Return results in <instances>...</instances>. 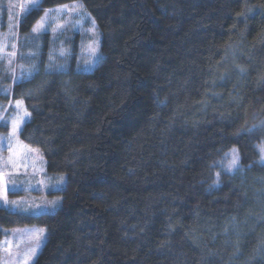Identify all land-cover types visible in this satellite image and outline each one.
Listing matches in <instances>:
<instances>
[{
	"label": "trees",
	"instance_id": "1",
	"mask_svg": "<svg viewBox=\"0 0 264 264\" xmlns=\"http://www.w3.org/2000/svg\"><path fill=\"white\" fill-rule=\"evenodd\" d=\"M71 2L96 22V67L77 70L60 36L30 40L0 108L23 100L20 139L65 176L62 199L0 207V225L46 228L33 264H264V0L41 5ZM41 12L19 20L18 42ZM233 147L239 167L219 169Z\"/></svg>",
	"mask_w": 264,
	"mask_h": 264
},
{
	"label": "rangeland",
	"instance_id": "2",
	"mask_svg": "<svg viewBox=\"0 0 264 264\" xmlns=\"http://www.w3.org/2000/svg\"><path fill=\"white\" fill-rule=\"evenodd\" d=\"M41 2L37 10L41 9L42 12L34 19L36 24L32 27L31 33L29 35L22 33L18 42L19 34L17 35L16 31L19 20L28 15L25 9L33 4V0H0V66L5 68L4 71H10L11 78L8 85L7 77L0 67L2 70H0V108L4 104L2 96H7L13 83L19 82L23 77L21 72L27 67V57L30 56L32 49L29 48L30 45L33 44L37 51L41 50L44 36H50V41H57L56 37L60 36L58 38L60 47L64 52L66 49L69 50V62L75 63L74 67L77 70L92 71L101 56L100 34L96 22L80 2L50 6L45 9H42ZM60 9L63 11H58ZM46 12H50V15L47 19H43ZM2 15H5L3 19ZM42 20L40 31L34 32L33 28ZM30 40L33 42L31 43ZM18 45L19 50L16 54ZM93 48L96 49L95 53L92 51ZM51 52L50 61H56L60 53H56L53 48ZM35 60L37 61L36 57ZM18 101L21 102L20 108L16 107ZM3 113L0 112V123L6 129L0 130V207L23 214L54 212L62 199L59 191L66 184L65 176L45 172L46 162L41 152L21 141L19 135L22 126L30 117L23 100H11ZM14 121L18 122L19 128L17 134L12 136ZM262 148L264 143L257 148L260 152V161L264 162ZM233 149L236 150L238 163L229 170L234 155ZM239 160L240 153L233 147L219 161V169L234 171L240 165ZM46 240V228L42 226L2 227L0 225V264H33Z\"/></svg>",
	"mask_w": 264,
	"mask_h": 264
},
{
	"label": "snow or ice",
	"instance_id": "3",
	"mask_svg": "<svg viewBox=\"0 0 264 264\" xmlns=\"http://www.w3.org/2000/svg\"><path fill=\"white\" fill-rule=\"evenodd\" d=\"M40 2H41V0H33V4L30 5V6H28V7L25 9V12H26V13H29V12H31V11L37 9V8L39 7ZM50 11H51V10H50ZM58 11H63V9H60V10H58ZM49 15H50V12H46V13H45V17H44L43 19H47ZM42 24H43V20H42L40 23H38V24L33 28V31H34V32H39L40 29H41V27H42ZM93 26H94V22H93ZM92 51H93V53H95L96 49L93 48ZM86 67H90V65H86ZM16 107H17V108H20V107H21V102L18 101L17 104H16ZM25 115H27L26 112H25ZM21 119H22V118H21ZM18 128H19V124H18V122L14 121L13 124H12V131H11V135H12V136H15V135L17 134V130H18ZM235 151H236V150L233 149V153H234V155H233V159H232L231 163L229 164V170H230L232 167H235V166L237 165V163H238V156L235 155ZM261 151H262V153H264V148H262ZM262 160H264V156H262Z\"/></svg>",
	"mask_w": 264,
	"mask_h": 264
}]
</instances>
